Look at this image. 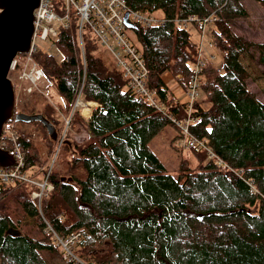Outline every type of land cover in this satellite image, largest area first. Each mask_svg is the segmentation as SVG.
<instances>
[{"label":"trees","instance_id":"obj_1","mask_svg":"<svg viewBox=\"0 0 264 264\" xmlns=\"http://www.w3.org/2000/svg\"><path fill=\"white\" fill-rule=\"evenodd\" d=\"M245 1L127 0L133 9L166 19L136 25L131 37L144 57L146 86L159 106L128 87L124 72L91 33L83 32L82 50L75 17L54 40L61 60L43 49L35 54L62 103L35 89L29 98L17 95L16 111L43 114L59 135L65 130L63 118L70 116L67 143L59 154L63 148L72 154L60 162L57 156L49 176L54 189L43 196L41 211L62 236L81 233L75 250L84 263L67 260L53 244L31 197L33 187L16 180L0 182V264H264V103L250 89L251 74L241 60L252 46L264 62V43L247 45L234 31L235 20L249 17ZM253 1L264 8V0ZM213 12L212 37L224 51L223 66L209 62L201 69L208 105L195 104L190 129L208 140L223 163L192 148L196 169L184 158L175 176L150 147L165 125H174L171 114L187 111L163 75L171 71L186 87L197 61L198 46L187 26L175 20ZM83 52L82 97L99 103L84 115H92L89 122L72 113L84 72ZM77 121L88 133L81 143L69 135ZM6 125L17 130L25 169L35 175L46 172L57 145L46 127L39 121ZM4 148L11 152L9 144ZM10 228L21 233H8Z\"/></svg>","mask_w":264,"mask_h":264},{"label":"built area","instance_id":"obj_2","mask_svg":"<svg viewBox=\"0 0 264 264\" xmlns=\"http://www.w3.org/2000/svg\"><path fill=\"white\" fill-rule=\"evenodd\" d=\"M127 19L135 25L152 26L164 22L166 19L149 10L133 9L127 3V0H39L38 6L34 10V30L31 37V44L28 52L17 54L11 62L9 75L24 84V91L32 92L39 88L44 81L45 73L35 58V54L41 49V41H52L59 34L62 28H69L72 25V19L76 18L78 36L83 50V29L87 25L91 28L94 36L101 46L106 48L114 57L115 63L124 72L128 78V87L138 93L147 96L152 101V93L146 86L148 68L145 64L144 57L129 37V28L126 24ZM179 25L188 23H197L200 28L209 22L207 17H198L190 15L188 18L176 19ZM133 30V28H132ZM203 64L198 61L194 64L191 77L186 86L187 94V116L178 117L170 115L171 120L179 127V145L186 148H196L198 150H207L208 157L223 163L222 159L216 157L208 145L206 138H198L191 132L192 110L194 104L201 98V69ZM83 77L76 95L73 106V112L83 108L84 101L82 97L85 83L86 60L83 52ZM17 77V78H16ZM17 130L11 125H4L1 134L0 144L4 147L8 144L11 146V152L14 154L16 163L10 167H0V182L9 183L16 180L22 181L33 187L31 197L38 203L40 212L41 201L43 196L52 193L54 185L49 181L50 171L55 165L59 154L60 146L64 140V135L57 142V146L51 155L49 167L42 177L39 178L25 169L26 159L24 152L17 142ZM228 166L227 164H225ZM229 167V166H228ZM44 232L50 236L55 246L61 248L64 257L77 263L80 259L74 253L75 245L81 239V233H73L62 236L51 223L45 218ZM82 262V260L80 261Z\"/></svg>","mask_w":264,"mask_h":264},{"label":"rangeland","instance_id":"obj_3","mask_svg":"<svg viewBox=\"0 0 264 264\" xmlns=\"http://www.w3.org/2000/svg\"><path fill=\"white\" fill-rule=\"evenodd\" d=\"M245 4L249 11V17L240 18V19L235 20L233 23L234 31L236 32L237 36L247 45L249 41L253 43H264V8L259 3L253 0H246ZM157 15H160V14H157ZM206 17L207 19H209V22L204 26V28H200L199 24L195 22L188 23L186 26L191 34L192 43L198 46L197 61L199 63H202L203 67L206 66L209 62H213L218 68L221 69L223 66L224 51L216 44V42L214 41L212 37L213 36L212 28L214 27L213 23L216 22L217 15L215 14V12H213L212 14ZM196 28H198L199 30H197ZM83 32L84 34L91 33L94 36V33L92 32L91 28L87 25L84 26ZM128 34L130 38L132 37L134 39V32L132 29H129ZM39 46L41 49L52 53L58 60L62 59L63 55L58 50L55 43H53L52 41L50 40L41 41L39 43ZM101 48H102V51L107 56H109L115 63V59L113 55L103 46ZM241 60L245 64V66L247 67V69L250 71V74H251L250 82H249L250 89L255 91L258 98L264 103V62L260 60L257 49L252 46H247V49L245 53L242 55ZM194 64H193V67H194ZM163 78L167 82L168 86L171 88L174 94L175 100L186 103V108H187L188 101H187L186 88L183 87V89L179 93L177 86L179 87H182V86L180 82H178V76H175L171 71H168L163 75ZM174 80H176L177 86L174 84ZM14 82L15 84H17L18 98L20 100L23 97L29 98L31 92L29 93V92L24 91V84L15 79H14ZM37 89L39 90L36 92H38L39 94L51 95L52 100H54L55 102L57 101V103L58 102L62 103V96L58 93L56 87L53 84H49L47 80L44 79V81L40 84L39 88ZM182 94L184 96L186 95L185 100L181 98ZM152 103L158 106L160 105L159 101L155 99V96L153 93H152ZM196 103L197 104L200 103L203 107H207L208 105V101L206 100V96L202 92V90H201V98ZM195 104H194V108H195ZM78 109L83 118H85L86 120H89L91 118V117L87 118L84 116L90 113L91 110L84 109V108L82 110L81 108H78ZM193 110H192V114H193ZM177 116L180 118L182 117L184 118L187 116V111L185 115H181V116L177 115ZM63 119H64V128H66V126L67 127L69 126L67 121L69 122L70 116H66ZM174 125H172L171 123H168L167 125H165L162 131L151 139L150 147L158 154L160 159L163 161V163L166 166V170L172 173L173 175L178 176L180 164L184 158H187L189 160L190 167L193 170L196 169L197 167L198 159L191 148H186V147L179 145L178 138L180 136V129L175 123ZM204 151L208 153L207 150H204ZM68 155H69V151L68 153L67 152L65 153V149L63 148L60 154L58 155L57 162H60V160L66 159ZM48 167L49 165L46 166L45 168L46 171L48 170ZM40 169L44 171V167H40ZM42 175H43V172L36 174V176L39 178H41ZM40 214L42 216L41 212ZM76 245L74 247V253L77 255V257L81 261L82 259L79 257V255L77 254L75 250ZM59 249L61 250V248ZM80 263H84V261L82 260V262Z\"/></svg>","mask_w":264,"mask_h":264},{"label":"water","instance_id":"obj_4","mask_svg":"<svg viewBox=\"0 0 264 264\" xmlns=\"http://www.w3.org/2000/svg\"><path fill=\"white\" fill-rule=\"evenodd\" d=\"M38 2L39 0H0V139L4 125L10 120L39 121L46 127L53 140L58 139L55 125L43 114L16 111L15 84L8 76L14 57L29 51L34 30V10ZM127 17L128 13L127 26L134 28L135 24ZM15 163L14 154L0 144V166L10 167ZM8 233L18 235L21 232L10 228Z\"/></svg>","mask_w":264,"mask_h":264},{"label":"crops","instance_id":"obj_5","mask_svg":"<svg viewBox=\"0 0 264 264\" xmlns=\"http://www.w3.org/2000/svg\"><path fill=\"white\" fill-rule=\"evenodd\" d=\"M197 30H199L198 28H196ZM179 82V81H178ZM174 84L177 86V82H176V80H174ZM178 87V91H179V93L181 92V90L183 89V87H179V86H177ZM181 98H183L184 100L186 99V95L184 96L183 94H182V97ZM93 102V101H92ZM95 102V101H94ZM95 107L96 106H98L99 105V103H97V102H95ZM92 111V110H91ZM80 117L82 118V119H85V118H83L81 115H80ZM91 119H92V117L89 119V120H86L85 119V121H91ZM70 130H69V135L77 142V143H81V142H83V141H85L86 139H87V137H88V133H87V131L82 127V125H81V123L80 122H75V123H73V125L69 128ZM72 154V152L71 151H69V155H71ZM68 155V156H69Z\"/></svg>","mask_w":264,"mask_h":264},{"label":"bare ground","instance_id":"obj_6","mask_svg":"<svg viewBox=\"0 0 264 264\" xmlns=\"http://www.w3.org/2000/svg\"><path fill=\"white\" fill-rule=\"evenodd\" d=\"M83 108L88 109V110H93L95 108V102L90 101V102L84 104Z\"/></svg>","mask_w":264,"mask_h":264}]
</instances>
